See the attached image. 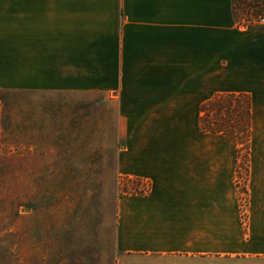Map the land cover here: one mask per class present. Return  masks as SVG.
I'll return each instance as SVG.
<instances>
[{"label": "crops", "instance_id": "0c3cea01", "mask_svg": "<svg viewBox=\"0 0 264 264\" xmlns=\"http://www.w3.org/2000/svg\"><path fill=\"white\" fill-rule=\"evenodd\" d=\"M230 23L232 0H0V91L115 105L148 188L117 197V264H264V30ZM224 93L252 102L245 204L236 137L200 128Z\"/></svg>", "mask_w": 264, "mask_h": 264}, {"label": "rangeland", "instance_id": "374dc122", "mask_svg": "<svg viewBox=\"0 0 264 264\" xmlns=\"http://www.w3.org/2000/svg\"><path fill=\"white\" fill-rule=\"evenodd\" d=\"M123 145L98 94L0 91V264H117V197L135 187L118 172Z\"/></svg>", "mask_w": 264, "mask_h": 264}, {"label": "trees", "instance_id": "16d2710c", "mask_svg": "<svg viewBox=\"0 0 264 264\" xmlns=\"http://www.w3.org/2000/svg\"><path fill=\"white\" fill-rule=\"evenodd\" d=\"M238 1L239 3H237ZM232 5L238 26L241 23L237 21V12L240 9L247 8L254 20L249 19L247 20L248 23L243 25L250 30H264V26L257 23L260 18H264V0H232ZM201 113L200 128L203 132L234 135L236 137L238 144L237 176H239L242 169V164L248 170L252 135V102L250 96L243 93L219 94L202 106ZM243 150H245L244 161L241 157ZM127 181L135 184V187L124 185L122 188L123 192L142 195L148 190L140 179L127 178ZM242 192L247 194L245 185L242 187Z\"/></svg>", "mask_w": 264, "mask_h": 264}, {"label": "built area", "instance_id": "2783aa9c", "mask_svg": "<svg viewBox=\"0 0 264 264\" xmlns=\"http://www.w3.org/2000/svg\"><path fill=\"white\" fill-rule=\"evenodd\" d=\"M257 23L264 26V18H260Z\"/></svg>", "mask_w": 264, "mask_h": 264}]
</instances>
